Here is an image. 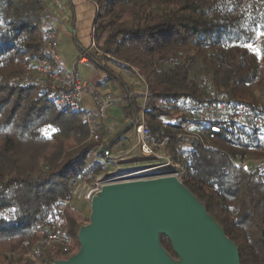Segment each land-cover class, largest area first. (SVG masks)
Wrapping results in <instances>:
<instances>
[{"label":"trees","instance_id":"trees-1","mask_svg":"<svg viewBox=\"0 0 264 264\" xmlns=\"http://www.w3.org/2000/svg\"><path fill=\"white\" fill-rule=\"evenodd\" d=\"M93 1L99 5L98 48L137 70L148 86L144 107L132 102L129 114L144 108L152 133L172 138L167 150L185 167L182 182L237 244L241 263L264 264L260 131L212 119L206 147L177 138L193 110L212 100L211 85L218 100L264 110V59L243 47L264 50V0ZM47 3L0 0V253L26 252L43 225L66 219L76 242L71 254L58 255L67 259L80 248L82 224L74 209L61 210L58 202L71 197V180L91 181L105 168L101 161L88 163L99 142L85 116L59 105L38 81L37 60L57 67L45 37ZM49 124L58 131L45 135ZM161 242L177 258L168 237Z\"/></svg>","mask_w":264,"mask_h":264},{"label":"water","instance_id":"water-1","mask_svg":"<svg viewBox=\"0 0 264 264\" xmlns=\"http://www.w3.org/2000/svg\"><path fill=\"white\" fill-rule=\"evenodd\" d=\"M136 119L134 113L115 139ZM91 210L78 232V252L51 264H242L237 244L175 175L106 183ZM162 235L177 258L163 246Z\"/></svg>","mask_w":264,"mask_h":264},{"label":"built area","instance_id":"built-area-1","mask_svg":"<svg viewBox=\"0 0 264 264\" xmlns=\"http://www.w3.org/2000/svg\"><path fill=\"white\" fill-rule=\"evenodd\" d=\"M45 37L47 41L48 52L56 63L59 62L60 56L57 51L58 41L51 29L45 30ZM109 58L103 51L98 48L95 30L92 34V44L88 51L83 52L77 62H83L89 59L104 61ZM36 71L38 72V81L46 86L50 91V97L61 106H70L73 110L81 112L90 129L91 138L98 143L92 150L91 157L97 159L103 158L106 161H116L113 147L110 145L101 151L103 146L108 145L107 142H100L101 128L98 126L97 119L89 114L84 105V94L88 91L95 103L97 114L104 122L110 117V110L113 106L121 104L123 106H131L127 103L131 94L116 95L110 90L102 89L101 87L89 83L84 80L78 73L75 67L70 70L60 69L55 67L51 62L39 59L35 64ZM209 94L211 101L196 107L193 110L192 121L185 124L177 138L186 136L195 139L201 145L206 147V140L204 132L206 124L212 119H221L231 122H238L255 129H258L264 138V110L259 111L247 102L242 101H228L218 100V93L211 85L209 87ZM126 104V105H125ZM118 126L119 124L116 123ZM106 129H110L107 124ZM135 131V142L133 148L137 147L141 154L146 156L160 157L161 150H167L168 142L171 137L158 139L153 133L147 123L144 115V108L141 115H137L135 126L132 128ZM129 132V131H128ZM172 165H177L173 159ZM262 171L264 174V160ZM248 162L240 163L241 167H245ZM186 174L185 167L180 165L178 171L173 174L181 181ZM109 183L105 178H97L94 182H88L82 179H73L70 181L71 197L68 199H60L58 206L61 210H65L74 205L75 199H83L90 204L93 197L102 189V187ZM76 247V242L69 230L67 220L58 222L57 224L47 223L43 225L39 231L38 237L33 242L31 247L23 253L6 252L0 253V258H6L7 262L11 261L12 264H20L19 260H30L36 264L51 263L58 258L59 254L69 255ZM47 260V262H46Z\"/></svg>","mask_w":264,"mask_h":264},{"label":"crops","instance_id":"crops-1","mask_svg":"<svg viewBox=\"0 0 264 264\" xmlns=\"http://www.w3.org/2000/svg\"><path fill=\"white\" fill-rule=\"evenodd\" d=\"M47 2V29L53 31L58 41L57 51L60 60L57 66L63 70L75 67L87 82L119 96L130 93L131 96L126 102H134L137 106L144 107L148 86L137 70L127 68L123 62L114 58H105L102 62L95 59L77 62L81 54L91 47L99 5L93 0H47ZM84 105L86 111L97 119L101 133L113 135L107 143L114 141L115 135L132 121L134 115H130L123 105L117 104L111 108L110 117L104 122L99 118L95 103L88 91L84 94ZM117 106L123 108L121 118L115 117L114 107ZM116 111L119 112L120 109L117 108ZM116 123L119 125L117 126ZM107 124L110 129H106ZM130 133L128 136L131 135ZM124 143L125 141L120 142L123 146L126 145Z\"/></svg>","mask_w":264,"mask_h":264},{"label":"rangeland","instance_id":"rangeland-1","mask_svg":"<svg viewBox=\"0 0 264 264\" xmlns=\"http://www.w3.org/2000/svg\"><path fill=\"white\" fill-rule=\"evenodd\" d=\"M114 108L115 117L121 118V116L123 115V111L121 112V110H123V108L129 109L130 107L126 105L122 109L118 106ZM117 108L120 109L119 112L116 111ZM141 113L142 112H140L139 115H141ZM132 119L133 117L131 118V120ZM129 132H131V135L128 136ZM129 132L125 133L119 139H115L111 143L116 161H106V159L104 160L103 158L99 157L97 160L103 163L105 169L104 171L96 174L93 180L88 182H94L99 177L105 178V180H108L109 183L138 179H151L173 175L178 171L179 166L182 164L175 162L177 165L173 166L172 160L170 158L172 156L170 155L168 150H161L159 152L160 157L143 155L140 153L137 147L133 148V144L135 142V131L131 129ZM100 136V142H107V140H110L113 135H106V133L104 132L101 133ZM121 141H125L124 144L126 145H121ZM93 162H95V160L91 157L90 154L88 157V163ZM70 208L74 209L75 212L80 216L82 225H85L89 222L92 210L91 204L88 201L83 199H75L74 205ZM65 220L66 219H61L59 222ZM3 260L4 258H0V261L2 263H4Z\"/></svg>","mask_w":264,"mask_h":264},{"label":"snow or ice","instance_id":"snow-or-ice-1","mask_svg":"<svg viewBox=\"0 0 264 264\" xmlns=\"http://www.w3.org/2000/svg\"><path fill=\"white\" fill-rule=\"evenodd\" d=\"M261 34L264 35V33H261ZM243 47L247 49H251L258 57L264 59V50H262L261 48L256 47L252 44H246V45H243ZM41 131H43L45 135H51L52 133L58 131V129H56L53 125L49 124Z\"/></svg>","mask_w":264,"mask_h":264}]
</instances>
